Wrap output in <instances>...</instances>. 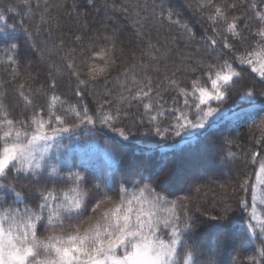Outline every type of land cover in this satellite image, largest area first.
Masks as SVG:
<instances>
[{"label":"snow or ice","instance_id":"6c2138e0","mask_svg":"<svg viewBox=\"0 0 264 264\" xmlns=\"http://www.w3.org/2000/svg\"><path fill=\"white\" fill-rule=\"evenodd\" d=\"M239 7L237 0H199L197 10L212 34L201 38L207 55L197 59L195 67L184 65V71L193 74L186 82L177 78L179 68L169 72L165 65L162 71L160 63L166 54L151 42L143 53L149 63L141 60L115 77L119 94L113 99L128 108L132 101L142 107L144 118L138 122L144 125L147 120L143 135L174 142L148 143L143 166L131 172L114 167L112 177L102 183L94 180L90 158L81 154L76 159L71 145L80 139L76 130L89 126L85 136L93 139L95 133L105 135L106 131L125 141L133 135L131 127L127 131L114 127L127 112L113 108L112 99H97L92 108L86 99L90 86L107 82L116 66L115 35L105 37L108 43L98 49H82L79 64L69 61L76 103L57 95L55 79L47 90L41 86L34 91V78L28 75L14 88L25 108L17 113L0 85V264H221L217 257L235 223L229 216L231 208L210 217L222 223L205 244L194 238L197 220L186 212L178 213L177 201L164 193L177 151L198 146L190 153L198 156L204 152L203 140L222 125L255 123V117L264 113V0H249L248 12L237 15ZM160 18L183 30L186 46L195 38L189 24L173 9L165 12L162 8ZM15 32L16 26L0 15V63L11 66L13 82L20 76L22 46L35 47L26 28L23 39ZM137 34L143 35L139 30ZM44 59L41 53L40 60ZM159 76L163 81L158 82ZM166 89L182 98L178 107H163L160 93ZM45 92V99L38 103L37 97ZM105 95L112 96V92ZM233 97L235 107H224ZM165 113L171 116L166 123L162 120ZM259 126L264 128V117ZM257 142L262 144L259 151L242 156L253 171L241 172L236 184L238 230L253 249L246 257L248 264H264V212L257 206L264 208V142ZM157 152L159 163L146 175ZM105 153L116 162L108 144ZM226 155L237 158L231 151ZM21 176L31 186L20 184Z\"/></svg>","mask_w":264,"mask_h":264},{"label":"trees","instance_id":"16d2710c","mask_svg":"<svg viewBox=\"0 0 264 264\" xmlns=\"http://www.w3.org/2000/svg\"><path fill=\"white\" fill-rule=\"evenodd\" d=\"M237 2L240 4L236 11L237 15L248 12L246 5L249 0H237ZM198 4L199 0H0V15L5 18L7 24L16 26L15 34L21 39L24 37L25 28L32 33V41L35 45L34 48L29 45L22 46L18 69L20 76L16 81L13 82L11 79V66L0 63V85L7 91L8 100L17 113H23L25 108L16 98L14 88L23 77L28 75L34 78L32 83L34 91L41 86L47 90L50 80L55 79L57 95L67 98L71 103H76L73 98L75 79L71 76L69 61L74 59L75 63L79 64L82 49H98L108 43L105 37L115 35L118 49L116 66L107 82L101 80L90 86V95L86 99L90 101V108L97 99H112L113 108L119 107L122 112H127V115L123 116L114 127L125 128L126 131L131 127L133 135L125 141L117 133L106 131L105 135L95 133L93 139L85 136L90 126L84 127L76 130L75 136L80 139L73 140L71 151L76 159H79L81 154H86L90 158L94 173L100 169L98 175L95 173V182H98L97 179L101 182L110 179L111 170L117 166L131 172L137 165L143 166V162L148 159L143 152L145 145L170 144L174 141L169 139L162 142L159 137L143 135L147 120L145 118L144 125L138 122L139 119L144 118L142 107L136 101H132L131 108H128L113 99L119 94L115 77L125 68L139 64L141 60L146 64L149 63L143 53L147 49V44L151 42L166 54V60L160 63L162 71L165 70V65L169 72L179 68L177 78L186 82L193 74L184 71V65L195 67V61L207 55L206 45L201 38L212 34L210 24L197 10ZM162 8L165 12L168 8L173 9L179 14L181 21L187 22L194 31L195 38L188 41L187 46L183 38V30L160 18ZM137 20L140 21L139 24L136 23ZM253 27H255L254 22ZM138 30L143 33L142 37L137 34ZM77 36L81 39L77 40ZM173 39L175 46L172 45ZM120 49H123V52L119 51ZM41 53L45 57L43 61L40 60ZM2 55L0 53V56ZM161 81L163 77L159 76L158 82ZM108 90L112 92V96L105 95ZM46 94L45 92L39 95L37 102L42 103ZM160 94L165 109L178 107L182 103V98L171 89L163 90ZM234 101L235 97L224 107L229 105L235 107ZM165 117L166 119L162 118L165 123L171 119L167 113ZM261 117H264V113L255 117V123L250 120L239 126L222 125L213 131L210 137L203 140L202 154L193 156L190 154L191 150L198 146H186L175 153L171 162L167 191L164 194L177 201L178 213L186 212L197 220L193 230L197 241L208 243L215 234V226L222 223L211 220L210 217L220 216L224 214L226 208H231L229 216L235 223L230 230L227 245L221 249L217 257L221 264H229L230 259L235 264H248L246 257L253 253V249L243 242L238 230L236 200L239 189L236 184L241 172L253 171L251 165H245L243 153L250 150L259 151L262 144L257 141L264 142V128L259 126ZM134 121L136 126L132 127ZM175 140L179 141L180 137H176ZM64 143L68 141L65 140ZM105 144L110 145L116 154V162L106 155ZM229 151L236 153L235 160L227 157ZM160 156L161 154L157 152L151 157V166L146 175L150 174L153 167L159 163ZM181 171L184 178L191 174L193 179L189 184L183 181L184 178L177 180ZM11 179L14 177H10ZM19 183L31 186V182L23 176L19 178ZM182 183L183 187H179ZM86 186L91 188V184ZM157 191L161 189L157 188ZM257 206L261 212H264V208Z\"/></svg>","mask_w":264,"mask_h":264},{"label":"rangeland","instance_id":"374dc122","mask_svg":"<svg viewBox=\"0 0 264 264\" xmlns=\"http://www.w3.org/2000/svg\"><path fill=\"white\" fill-rule=\"evenodd\" d=\"M183 171H184V170H183ZM183 171L179 172V176H178L177 180H180V179L182 180V179L184 178L183 175H182V174H183ZM99 172H101L100 169H99L97 172H95V173L98 175ZM95 173H94V179H95ZM191 179H193V178H191V174L189 173V174L184 178L183 181H184V182H188V184H189ZM97 181H98L97 183H102V182H101L100 180H98V179H97ZM177 183H178V181H177ZM183 185H184V184L182 183V185H180L179 187H183ZM177 186H178V185H177ZM177 186H176V187H177ZM177 212H178V210H177ZM201 259H203V257H202ZM234 261H235V260H234ZM229 264H235V263L233 262V260L230 259V260H229Z\"/></svg>","mask_w":264,"mask_h":264}]
</instances>
